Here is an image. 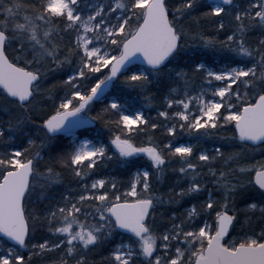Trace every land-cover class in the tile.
I'll use <instances>...</instances> for the list:
<instances>
[{
    "label": "snow or ice",
    "instance_id": "obj_1",
    "mask_svg": "<svg viewBox=\"0 0 264 264\" xmlns=\"http://www.w3.org/2000/svg\"><path fill=\"white\" fill-rule=\"evenodd\" d=\"M257 153L264 0H0V264H264Z\"/></svg>",
    "mask_w": 264,
    "mask_h": 264
},
{
    "label": "trees",
    "instance_id": "obj_2",
    "mask_svg": "<svg viewBox=\"0 0 264 264\" xmlns=\"http://www.w3.org/2000/svg\"><path fill=\"white\" fill-rule=\"evenodd\" d=\"M206 2L211 3V0H206ZM220 39H223V37L221 36ZM192 42H190L191 44ZM197 55H201L202 58L209 64V66L212 67H220L224 64H228L230 63L234 57L233 54L228 52V51H216L214 49H207L205 50L203 53H201L199 51V49L197 50ZM99 75V74H98ZM58 79L60 77H57ZM54 81L49 80V84L53 83ZM153 91H155V89H153ZM130 92V90H129ZM129 92H126L125 95L129 98L132 99L133 97L136 98V102L134 104V107H139V108H143V110L146 112L147 115L151 116V117H155L156 113H157V108L158 105L160 103V97L158 96L157 99L151 103L143 100V96L147 95V93H143L141 94L140 97H136V94L134 92H131L129 95ZM99 106H96L97 110H98ZM95 112H92L91 115H95ZM94 134L97 135V129H99V133H100V137L101 139L105 142L108 143V141L110 140L111 136L116 132V129L113 128L112 131H108L107 129H104L101 125L96 124L93 128ZM93 133H91L90 135L93 137L94 135ZM154 136L155 139L159 140L164 136V130L160 129L158 132H155L152 134ZM148 140L147 136H139L136 137V141L138 146L141 143H146ZM192 141V137L189 136L187 133H179L178 136L176 137V141ZM167 142V141H165ZM209 147H211V143L209 144ZM264 159V157L260 156L258 153L255 154V161H260ZM147 160L146 156H141L140 158V163H144ZM170 168L172 167H179L178 164H172L169 165ZM137 169L133 168L131 173H128L126 171V169L124 167L118 166L116 163L114 162H109L107 163V166L103 169V173L104 175L107 176H113L115 177L118 181L121 182L122 185H127V183L133 178V173L136 171ZM172 177L169 176V179H171ZM55 191L59 192L63 190V186H59L57 188L54 189ZM126 188L125 187H121V191H125ZM35 242V241H34ZM25 255H27V253H25ZM55 255V254H53ZM99 257H96V259H98Z\"/></svg>",
    "mask_w": 264,
    "mask_h": 264
},
{
    "label": "rangeland",
    "instance_id": "obj_3",
    "mask_svg": "<svg viewBox=\"0 0 264 264\" xmlns=\"http://www.w3.org/2000/svg\"><path fill=\"white\" fill-rule=\"evenodd\" d=\"M135 108H139V107H135ZM91 133H93L94 134V131H93V129H91V131L90 132H87V133H85L86 135H88L89 136V138H92V136L90 135ZM96 135L94 134L93 135V137H95ZM185 142H192V141H178V143H185ZM176 143V142H175ZM178 143L176 144V146H178Z\"/></svg>",
    "mask_w": 264,
    "mask_h": 264
},
{
    "label": "water",
    "instance_id": "obj_4",
    "mask_svg": "<svg viewBox=\"0 0 264 264\" xmlns=\"http://www.w3.org/2000/svg\"><path fill=\"white\" fill-rule=\"evenodd\" d=\"M211 1H212V0H211ZM141 59H142V57H141ZM139 63H140V62L138 61V62H137V65H139ZM93 126H94V125H92L91 128H92ZM78 131H79V130H78ZM0 236H2V234H0Z\"/></svg>",
    "mask_w": 264,
    "mask_h": 264
},
{
    "label": "flooded vegetation",
    "instance_id": "obj_5",
    "mask_svg": "<svg viewBox=\"0 0 264 264\" xmlns=\"http://www.w3.org/2000/svg\"><path fill=\"white\" fill-rule=\"evenodd\" d=\"M83 131H84V130H80L79 132H83ZM79 132H78V133H79Z\"/></svg>",
    "mask_w": 264,
    "mask_h": 264
}]
</instances>
